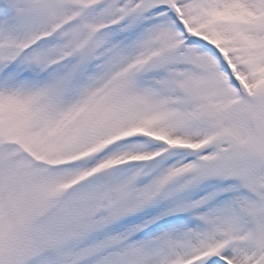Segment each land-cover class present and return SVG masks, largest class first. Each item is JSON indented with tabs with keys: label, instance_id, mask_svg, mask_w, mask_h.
<instances>
[{
	"label": "snow or ice",
	"instance_id": "obj_1",
	"mask_svg": "<svg viewBox=\"0 0 264 264\" xmlns=\"http://www.w3.org/2000/svg\"><path fill=\"white\" fill-rule=\"evenodd\" d=\"M0 264H264V0H0Z\"/></svg>",
	"mask_w": 264,
	"mask_h": 264
}]
</instances>
